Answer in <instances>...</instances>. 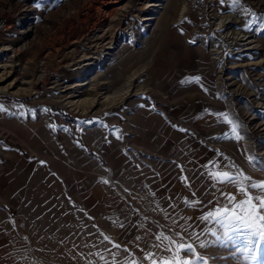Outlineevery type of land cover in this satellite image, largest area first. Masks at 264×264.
<instances>
[{"label":"rangeland","instance_id":"1","mask_svg":"<svg viewBox=\"0 0 264 264\" xmlns=\"http://www.w3.org/2000/svg\"><path fill=\"white\" fill-rule=\"evenodd\" d=\"M0 20V108L41 101L79 155L77 137L107 173L118 162L113 215L48 211L30 246L0 239V264H175L179 244L242 264L204 217L242 199L214 173L264 181V0H0ZM10 219L26 234L18 213L0 216Z\"/></svg>","mask_w":264,"mask_h":264},{"label":"crops","instance_id":"2","mask_svg":"<svg viewBox=\"0 0 264 264\" xmlns=\"http://www.w3.org/2000/svg\"><path fill=\"white\" fill-rule=\"evenodd\" d=\"M182 68L185 69L184 64ZM179 69L178 73L184 75L185 72ZM41 104V101L29 106L24 102L9 103L0 108V216L10 218L18 213L26 229V234L19 237L11 219L6 227L0 221V239L9 237L10 242L6 243L11 245L14 240L17 244L14 247L18 244L25 248L30 246L31 232L28 228L44 221L48 211L67 219L70 210V217L78 220L82 215L77 207L82 203L95 217L103 210L107 215L115 213L111 174L118 168V162H111L109 175L107 167L91 159L85 151L84 156L79 155L74 144L55 134L49 111ZM139 115L131 124L138 126L136 134L145 121L142 118L149 117L147 114ZM101 135L103 140L109 137L103 131ZM87 145L90 146L89 143ZM130 183L128 178V185ZM150 206L146 200L143 207ZM50 218L56 219L52 215ZM5 230L8 233L12 231V234L5 236ZM6 243L0 241V246L6 247Z\"/></svg>","mask_w":264,"mask_h":264},{"label":"snow or ice","instance_id":"3","mask_svg":"<svg viewBox=\"0 0 264 264\" xmlns=\"http://www.w3.org/2000/svg\"><path fill=\"white\" fill-rule=\"evenodd\" d=\"M223 2V0H222ZM238 0H232L236 4ZM39 7V5H35ZM224 120L232 125V132L235 139H241L237 132V125L223 114ZM254 157H249L254 162ZM242 179L237 180L228 172H217L213 178L222 183H232L237 186V191L242 199L237 200L234 195H229V207L210 212L205 220L212 219L219 226L220 235L216 231L211 233L216 241L224 247H231L235 253L242 256V264H264V181L253 180L251 176L241 174ZM243 181H248L245 184ZM253 190V191H250ZM200 247H205L201 244ZM175 264H209L205 256L196 251L192 244H179L177 246ZM183 251L185 257L179 256ZM173 264V262H165ZM238 264L241 262L238 261Z\"/></svg>","mask_w":264,"mask_h":264},{"label":"trees","instance_id":"4","mask_svg":"<svg viewBox=\"0 0 264 264\" xmlns=\"http://www.w3.org/2000/svg\"><path fill=\"white\" fill-rule=\"evenodd\" d=\"M76 140L79 143L81 150L85 151L91 159L107 167V165L105 164V160L102 156L97 155L93 150H91V148L80 137H77Z\"/></svg>","mask_w":264,"mask_h":264},{"label":"built area","instance_id":"5","mask_svg":"<svg viewBox=\"0 0 264 264\" xmlns=\"http://www.w3.org/2000/svg\"><path fill=\"white\" fill-rule=\"evenodd\" d=\"M31 12V11H30ZM9 27V25H8V22L7 21H4V20H0V32H4V31H6V29ZM222 52H223V50H222ZM99 62V61H98ZM77 67H79V66H77ZM76 67V68H77ZM261 127H263L264 128V124H262V126Z\"/></svg>","mask_w":264,"mask_h":264},{"label":"bare ground","instance_id":"6","mask_svg":"<svg viewBox=\"0 0 264 264\" xmlns=\"http://www.w3.org/2000/svg\"><path fill=\"white\" fill-rule=\"evenodd\" d=\"M146 21H149L147 18H145L144 17V19L142 20V22H146ZM219 26H222L221 24L219 25ZM112 46V45H111ZM96 47H97V45H96ZM98 47H99V45H98ZM112 48V47H111ZM108 53V52H107ZM85 60H89L88 58H86Z\"/></svg>","mask_w":264,"mask_h":264}]
</instances>
